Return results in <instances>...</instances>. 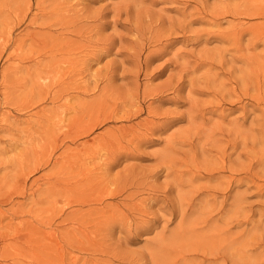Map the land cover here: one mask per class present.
Segmentation results:
<instances>
[{"label":"rangeland","instance_id":"1","mask_svg":"<svg viewBox=\"0 0 264 264\" xmlns=\"http://www.w3.org/2000/svg\"><path fill=\"white\" fill-rule=\"evenodd\" d=\"M0 264H264V0H0Z\"/></svg>","mask_w":264,"mask_h":264},{"label":"bare ground","instance_id":"2","mask_svg":"<svg viewBox=\"0 0 264 264\" xmlns=\"http://www.w3.org/2000/svg\"><path fill=\"white\" fill-rule=\"evenodd\" d=\"M236 40V39H235ZM221 54V53H220ZM223 80V79H222ZM210 81V80H209ZM216 92V91H215ZM223 95V94H222ZM156 245V244H155Z\"/></svg>","mask_w":264,"mask_h":264}]
</instances>
